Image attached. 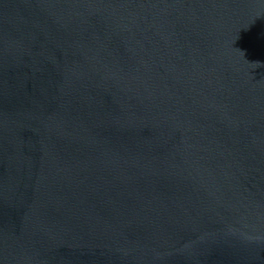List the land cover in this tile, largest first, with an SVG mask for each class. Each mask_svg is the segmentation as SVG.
Returning <instances> with one entry per match:
<instances>
[{
  "label": "water",
  "instance_id": "obj_1",
  "mask_svg": "<svg viewBox=\"0 0 264 264\" xmlns=\"http://www.w3.org/2000/svg\"><path fill=\"white\" fill-rule=\"evenodd\" d=\"M0 264H264V0H0Z\"/></svg>",
  "mask_w": 264,
  "mask_h": 264
}]
</instances>
